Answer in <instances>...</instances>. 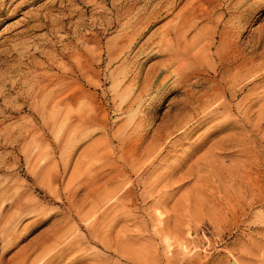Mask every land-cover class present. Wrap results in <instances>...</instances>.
I'll return each instance as SVG.
<instances>
[{
	"label": "rangeland",
	"instance_id": "1",
	"mask_svg": "<svg viewBox=\"0 0 264 264\" xmlns=\"http://www.w3.org/2000/svg\"><path fill=\"white\" fill-rule=\"evenodd\" d=\"M263 254L264 0H0V264Z\"/></svg>",
	"mask_w": 264,
	"mask_h": 264
},
{
	"label": "bare ground",
	"instance_id": "2",
	"mask_svg": "<svg viewBox=\"0 0 264 264\" xmlns=\"http://www.w3.org/2000/svg\"><path fill=\"white\" fill-rule=\"evenodd\" d=\"M159 4H160V3H159ZM168 5H169V4H168ZM170 5H171V4H170ZM170 5H169V6H170ZM161 6H162V5H160V7H161ZM154 7H155V6H154ZM157 7H158V6H157ZM155 8H156V7H155ZM163 8H164V5H163ZM165 8H166V6H165ZM168 8H170V7H168ZM157 9H158V8H157ZM157 9H156V10H157ZM160 9H161V8H160ZM160 9H159V10H160ZM165 10H166V9H165ZM160 12H161V11H160ZM155 14H156V13H155ZM155 14H154V15H155ZM148 15H149V14H148ZM148 15H147V16H148ZM156 15H157V14H156ZM152 16H153V15H152ZM158 16H159V15H158ZM156 17H157V16H156ZM159 17H160V16H159ZM148 18H149V17H148ZM150 18H151V17H150ZM152 18H153V17H152ZM148 26H149V25H148ZM147 28H148V27H147ZM143 30H144V29H143ZM145 30H146V29H145ZM137 31H138V30H137ZM140 35H141V34H140ZM178 36H179V35H178ZM126 38H127V37H126ZM123 40H124V39H123ZM124 41H125V40H124ZM121 42H122V41H121ZM122 43H123V42H122ZM124 43H125V42H124ZM117 44H118V43H117ZM123 45L125 46V44H123ZM114 48H115V47H114ZM116 48H117V47H116ZM120 48H122V47H120ZM120 48H118L116 51L119 52V51L121 50ZM170 48H171V47H170ZM119 49H120V50H119ZM122 49H123V48H122ZM111 51H112V50H111ZM121 51H122V50H121ZM111 53H113V52H111ZM175 53H177V52H175ZM112 55H113V54H112ZM175 56H176V55H175ZM171 57H172V56H171ZM176 57H177V56H176ZM174 58H175V57H174ZM176 59H177V58H176ZM171 62H172V61H170L169 63H171ZM78 63H79V62H78ZM165 63H167V62H165ZM172 64H173V63H172ZM163 66H164V65H163ZM165 66H166V65H165ZM80 67H81V66H80ZM165 68H166V67H165ZM160 69H162V68H160ZM83 70H84V69H83ZM164 70H165V69H164ZM174 70H175V69H174ZM157 71H159V70L157 69ZM157 73H158V72H157ZM89 75H90V74H89ZM147 75H148V74H147ZM91 76H92V75H91ZM153 76H154V73H153ZM88 78H89V77H88ZM149 78H150V77H149ZM149 78H148V79H149ZM90 79L92 80V78H90ZM90 79H89V80H90ZM145 79H147V78H145ZM150 79H151V78H150ZM150 79H149V81H150ZM152 80H153V79H152ZM144 81H145V80H144ZM147 81H148V80H146V82H147ZM146 82H145V83H146ZM145 86H147V85H145ZM145 86H143V89H144ZM150 86H151V85H150ZM149 88H150V87H149ZM143 91H144V90H143ZM82 95H83V94H82ZM78 96H79V95H78ZM79 98H80V97H79ZM214 132H215V131H214ZM260 195H261V194H260ZM257 196H258V195H257ZM15 202H16V201H15ZM110 202H111V201H110ZM11 205H12V203H11ZM14 205H15V204H14ZM12 206H13V205H12ZM7 207H8V206H7ZM8 218H9V217H8ZM261 247H262V246H261ZM259 249H260V248H259ZM262 250H263V249H262ZM260 252H261V251H260ZM260 254H262V253H260ZM255 255L258 256L259 254H258V255L255 254ZM263 255H264V254H263ZM235 263H236V262H235Z\"/></svg>",
	"mask_w": 264,
	"mask_h": 264
}]
</instances>
